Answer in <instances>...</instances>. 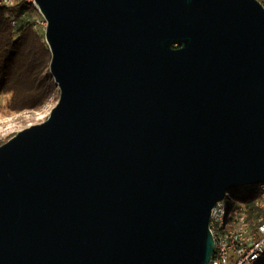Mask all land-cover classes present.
<instances>
[{
	"label": "water",
	"instance_id": "obj_1",
	"mask_svg": "<svg viewBox=\"0 0 264 264\" xmlns=\"http://www.w3.org/2000/svg\"><path fill=\"white\" fill-rule=\"evenodd\" d=\"M35 2L60 99L0 146V264H210L264 183V5Z\"/></svg>",
	"mask_w": 264,
	"mask_h": 264
},
{
	"label": "trees",
	"instance_id": "obj_2",
	"mask_svg": "<svg viewBox=\"0 0 264 264\" xmlns=\"http://www.w3.org/2000/svg\"><path fill=\"white\" fill-rule=\"evenodd\" d=\"M35 16L31 5L0 6V114L38 110L56 93L60 97L50 72L52 54L44 32L34 28ZM254 198H241L248 204L251 221L262 213Z\"/></svg>",
	"mask_w": 264,
	"mask_h": 264
},
{
	"label": "built area",
	"instance_id": "obj_3",
	"mask_svg": "<svg viewBox=\"0 0 264 264\" xmlns=\"http://www.w3.org/2000/svg\"><path fill=\"white\" fill-rule=\"evenodd\" d=\"M21 3L33 6L37 14L34 28L46 29L47 22L35 0H0V6L6 8ZM240 188L236 197L227 193L213 209L210 226L216 251L210 264H264V183ZM249 196H255L253 203L262 210L254 221L248 204L241 199Z\"/></svg>",
	"mask_w": 264,
	"mask_h": 264
},
{
	"label": "rangeland",
	"instance_id": "obj_4",
	"mask_svg": "<svg viewBox=\"0 0 264 264\" xmlns=\"http://www.w3.org/2000/svg\"><path fill=\"white\" fill-rule=\"evenodd\" d=\"M35 17H37V14ZM38 30L45 33L44 28H39ZM58 98H60L59 94L56 93L52 98H50L46 105L38 110L26 111L19 114H0V142L4 144L16 136L19 132L45 122L49 118L52 110L58 104ZM2 144H0V146ZM240 190L241 188H237L230 193L236 197Z\"/></svg>",
	"mask_w": 264,
	"mask_h": 264
}]
</instances>
